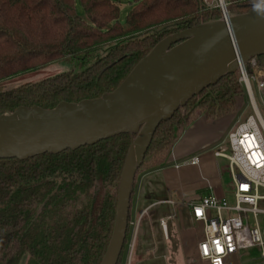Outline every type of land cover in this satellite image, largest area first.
Returning a JSON list of instances; mask_svg holds the SVG:
<instances>
[{"label": "trees", "instance_id": "trees-1", "mask_svg": "<svg viewBox=\"0 0 264 264\" xmlns=\"http://www.w3.org/2000/svg\"><path fill=\"white\" fill-rule=\"evenodd\" d=\"M130 1L134 6L122 24V9L113 0H0V82L60 61H78L82 67L108 46L104 56L80 72L11 89L0 85V116L20 107L53 110L62 102L99 99L115 91L164 39L223 18L204 0ZM225 3L231 16L264 7V0ZM256 61L264 68V56ZM245 94L236 72L188 101L158 127L136 180L168 165L178 135L197 111L215 121L234 113L236 96ZM136 137L122 133L75 151L24 161L0 159V264L24 259L26 264H101L114 231L123 167ZM136 187L135 181L132 200ZM130 231L131 216L118 264L124 261Z\"/></svg>", "mask_w": 264, "mask_h": 264}, {"label": "water", "instance_id": "water-1", "mask_svg": "<svg viewBox=\"0 0 264 264\" xmlns=\"http://www.w3.org/2000/svg\"><path fill=\"white\" fill-rule=\"evenodd\" d=\"M192 48L178 68L161 69L163 55L170 58ZM260 56H264V7L171 35L115 91L99 99L62 102L53 110L20 107L0 116V159L24 161L93 146L122 133L137 135L123 167L114 231L101 263L118 264L137 172L160 124L224 76L238 72L241 64Z\"/></svg>", "mask_w": 264, "mask_h": 264}, {"label": "crops", "instance_id": "crops-1", "mask_svg": "<svg viewBox=\"0 0 264 264\" xmlns=\"http://www.w3.org/2000/svg\"><path fill=\"white\" fill-rule=\"evenodd\" d=\"M234 125L232 118L208 121L199 116L173 148L168 165L137 178L131 209L136 218L131 264H207L200 261L197 251L202 228L186 203L210 193L229 199L234 190L229 165L214 152ZM196 156L199 165L184 164ZM228 186L232 191L228 192Z\"/></svg>", "mask_w": 264, "mask_h": 264}, {"label": "built area", "instance_id": "built-area-1", "mask_svg": "<svg viewBox=\"0 0 264 264\" xmlns=\"http://www.w3.org/2000/svg\"><path fill=\"white\" fill-rule=\"evenodd\" d=\"M219 1L222 19L228 21L231 15L225 0ZM238 72L252 113L230 129L214 152L228 162L234 185L232 200L210 193L186 203L202 228L197 251L200 261L207 264H231L233 256L255 247L264 257V229L259 220L264 215V118L259 104L264 108V68L253 59L241 64ZM184 164L197 166L200 159L196 156ZM160 223L166 228L165 219ZM133 247L127 264H131Z\"/></svg>", "mask_w": 264, "mask_h": 264}, {"label": "rangeland", "instance_id": "rangeland-1", "mask_svg": "<svg viewBox=\"0 0 264 264\" xmlns=\"http://www.w3.org/2000/svg\"><path fill=\"white\" fill-rule=\"evenodd\" d=\"M113 1L120 5V7L122 9L120 21L122 22V24H125L126 16L130 12V10L133 8L134 3L131 2L130 0H113ZM204 2L207 5L208 9L219 8L221 11L219 0H204ZM78 11H79V14L83 15V9L80 5V2L78 3ZM107 51H108V46L103 47L101 50H99L97 52V54L91 60L87 61V63L82 67L79 65L78 61H72V62L60 61V62L50 64L49 66H47L41 70H38V71H33V72H29V73H26L23 75L6 78L0 82V85L5 87L6 89H11V88L19 87L21 85L34 83V82L43 80L45 78L55 76V75L60 74V73L80 72L83 69H85L86 67L90 66L92 63L96 62L102 56H104L107 53ZM164 53H167V52H164ZM256 95H257V92H256ZM263 95H264V92H263ZM235 99L237 102V108H236L235 112L230 114V115H226V116L221 117V118H232L233 124H236L239 121L245 120L246 117L252 113V110L248 104V98H247L246 94L244 96H236ZM259 104H260V110H261L262 116L264 118V108L262 106V103H259ZM201 115L202 114L200 113V111H197L196 112V119L195 120L193 119L194 121L190 124L192 125L197 120V118ZM202 116H204V115H202ZM188 127H189V125L184 128L183 132L180 135H178V139L176 140L173 148L175 147L177 142L180 140V138L183 136V134L188 129ZM136 141L137 140H135V142ZM173 148L170 151L169 158L171 157V154L173 153ZM222 163H225L224 170H226V165H227L226 162L222 161ZM142 174H144V172L141 173L139 176H141ZM227 175L229 176L228 173H227ZM227 178L229 180L230 176ZM230 182H231V180H230ZM227 190H228V192H230V191H232V188H230V186H228ZM228 198L230 200H232V194L231 193L228 196ZM132 220H133V222H132ZM259 220H260L262 229H264V215H261ZM131 222L133 224L131 225V231H130V235H129L128 246H127L126 254H125L124 261L122 264H127L128 260H129V255L131 252V246L133 245L134 238H135L136 218L134 216H131ZM232 259H233L232 264H264V257L262 256V252H261V249L259 247L248 249L240 255L233 256ZM26 261H27V259H24L21 262V264H26Z\"/></svg>", "mask_w": 264, "mask_h": 264}, {"label": "bare ground", "instance_id": "bare-ground-1", "mask_svg": "<svg viewBox=\"0 0 264 264\" xmlns=\"http://www.w3.org/2000/svg\"><path fill=\"white\" fill-rule=\"evenodd\" d=\"M204 40L206 39L205 38L200 39V42H203ZM192 50L193 48L188 51L178 52L177 54H175L173 57H170V58H166V56L163 55V59L161 61L163 62L162 64H164V66L161 69L170 71V70L178 68V66L189 56ZM142 69L143 68L141 67L140 69L137 70V72L138 73L141 72Z\"/></svg>", "mask_w": 264, "mask_h": 264}]
</instances>
